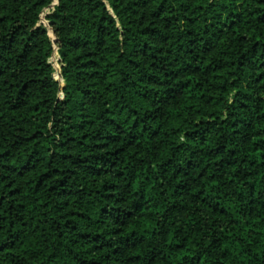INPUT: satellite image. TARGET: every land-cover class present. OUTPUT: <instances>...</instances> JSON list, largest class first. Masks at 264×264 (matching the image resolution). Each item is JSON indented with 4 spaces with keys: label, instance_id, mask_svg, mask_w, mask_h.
Instances as JSON below:
<instances>
[{
    "label": "trees",
    "instance_id": "obj_1",
    "mask_svg": "<svg viewBox=\"0 0 264 264\" xmlns=\"http://www.w3.org/2000/svg\"><path fill=\"white\" fill-rule=\"evenodd\" d=\"M0 0V264H264V0Z\"/></svg>",
    "mask_w": 264,
    "mask_h": 264
},
{
    "label": "rangeland",
    "instance_id": "obj_2",
    "mask_svg": "<svg viewBox=\"0 0 264 264\" xmlns=\"http://www.w3.org/2000/svg\"><path fill=\"white\" fill-rule=\"evenodd\" d=\"M55 0L48 6V7H45L43 12L41 13V16H40V19H39V22L45 26H47V21L45 20L44 18V15L45 13H47L48 11H50V9L52 8V5L54 4Z\"/></svg>",
    "mask_w": 264,
    "mask_h": 264
},
{
    "label": "water",
    "instance_id": "obj_3",
    "mask_svg": "<svg viewBox=\"0 0 264 264\" xmlns=\"http://www.w3.org/2000/svg\"><path fill=\"white\" fill-rule=\"evenodd\" d=\"M57 1H58V0H55L54 4H56V3H57Z\"/></svg>",
    "mask_w": 264,
    "mask_h": 264
}]
</instances>
